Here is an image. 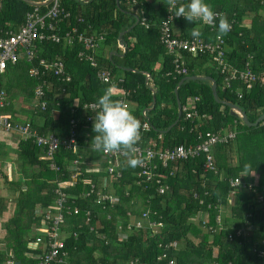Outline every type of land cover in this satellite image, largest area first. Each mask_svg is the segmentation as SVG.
<instances>
[{"label": "trees", "instance_id": "16d2710c", "mask_svg": "<svg viewBox=\"0 0 264 264\" xmlns=\"http://www.w3.org/2000/svg\"><path fill=\"white\" fill-rule=\"evenodd\" d=\"M28 1L39 2L40 10H45L44 0ZM260 1L205 0L212 5L214 11L223 13L228 21L235 19L231 31L222 36L228 64L240 69L246 55H251V69L255 73L264 70V1L262 4ZM189 2L190 0H182L180 4ZM59 4L70 14L69 21L60 26L61 30L75 25V19L80 17L95 32L105 33L103 44L112 43L116 47L114 55L98 57V62L100 67L109 72L112 79L122 78V83L118 86L131 92L130 111L140 121L145 120L148 123L149 130L141 135L140 142L153 141L157 144V137L160 136L161 146L172 148L176 145L193 144L198 132H216L219 129H233L236 132L232 142L216 146L212 150L218 175L203 172L201 156L177 161L171 164L174 174L167 178L168 190L162 195L155 192L153 183L148 184L145 189L136 186L135 168L127 167V164L121 166L120 179L114 183L118 196L116 206L101 211L91 199H80L75 202L79 214L65 217L62 228L66 232L64 245L69 256L67 263L93 264L98 261L100 264H157L156 258L161 251L158 244L175 241L176 250L167 252V258L174 259L175 264H259L251 250H264V244H259L264 238V215L261 213V206L264 208V119L254 127H247L221 102L237 106L245 114L247 121L253 122L264 112V85L253 84L249 90H245L241 83L232 82L229 88H224L222 77L206 54L193 56L181 53L185 72L175 75L172 56L166 54L158 41L157 25L164 17V0L144 2L145 13L150 22L152 21L150 28L146 30L135 24V17L129 11L125 0H59ZM31 8L32 5L23 0H0V36L6 31L15 32L23 23L24 14ZM174 25L178 29V35H175L183 38L191 36L193 28L200 29V38L204 41H212L214 35L219 34L217 28L209 31L201 22L189 23L184 18L176 20ZM78 28L82 29V26ZM118 42L122 49L118 48ZM77 50L76 45L66 47L46 42L39 44L37 58L61 59L64 70L70 77L69 83L61 85L63 93L53 87L47 94V105L43 111L25 112L30 125L43 134L65 136L73 100L79 103L96 102L108 87L96 81L93 69L76 60ZM32 65L34 63L18 61L13 67L8 66L1 75L8 81L2 82L0 77V89L7 96V104L17 96L25 100L32 98L35 83L26 76V70ZM167 73L169 75L166 76ZM190 76L212 79L218 102L212 98L209 81L186 80L177 86L182 78ZM236 92L240 94V98L236 97ZM175 95L180 105L187 98L196 97L197 112L208 116L209 120L202 121L198 127L195 122L184 121L181 113L176 121ZM9 111V106H5L0 109V115ZM141 111H145L144 118L140 115ZM75 118L78 120L77 133L81 135L78 143L82 146L80 149L85 150L80 152L81 156L89 163L97 158L101 162V157L85 148L83 142L87 140L89 145L95 133L92 128L84 127L80 110ZM36 121L40 124L37 125ZM40 155L41 149L28 142H17L15 150L0 143V166L4 161L11 162L10 170L13 173L11 182H6L4 176L1 183L12 194H16L10 218L0 225L4 232L0 264L5 261L8 252L12 253L19 264H35L34 260L25 256L28 252L26 245L33 240V228L37 224V220L33 218V210L36 206L52 205V191L55 186L53 182L56 178L48 170L47 164L39 160ZM72 157L69 153L59 151L57 163L67 162ZM245 165L250 167L246 168ZM250 174L258 177L254 192L238 189L233 205H228L227 179L239 176L247 183L252 180ZM102 175L99 174L100 177ZM84 177L93 178L87 174ZM97 179V176L93 178L94 181ZM85 188V185L78 184L70 192H81ZM192 193L200 196L203 205H198L192 199ZM259 194L263 196L261 206L255 203ZM206 204L220 207L222 229L213 234L200 221H192L197 212L206 211ZM6 206L7 198L0 196V215L6 210ZM225 209H229L228 215L224 214ZM85 210L91 211L102 223L103 228L97 232L104 236V241L90 232L88 225H84ZM145 210L153 213L150 220L160 222L163 228L155 234L147 228L140 232H124L129 216H137ZM215 214V210H207V226H215ZM106 215L110 217L107 221ZM117 223L122 226L120 232L126 235L120 241L116 240ZM244 224L252 229L243 238L234 237L236 230L245 228ZM72 232L76 233V238H73ZM227 234L232 235L230 240L227 239Z\"/></svg>", "mask_w": 264, "mask_h": 264}, {"label": "built area", "instance_id": "2783aa9c", "mask_svg": "<svg viewBox=\"0 0 264 264\" xmlns=\"http://www.w3.org/2000/svg\"><path fill=\"white\" fill-rule=\"evenodd\" d=\"M46 1L48 2L45 3ZM125 1L128 4L129 11L135 17V22L143 29H149L152 21L150 22L143 8L146 0ZM181 1L175 0L177 7ZM263 1L261 0L260 4ZM43 3L46 4L44 11L40 10L39 5H32V8L24 14L23 23L15 32L6 31V33L0 36V76L4 74L8 66L13 67L18 61L34 63V65L27 69L28 78H31L35 82L30 109L43 111L47 105V94L51 92L53 87L54 90L63 93L64 89L61 85L69 83L70 77L64 70L61 59L54 58L47 60L45 58H37L39 44L46 42L66 47L76 45L78 47L75 54L76 60L94 70V77L98 83L107 85L108 87L115 85L113 88L114 98L120 99L130 110L129 98L131 97V92L118 86L122 83V78L112 79L109 72L100 67L98 62L97 51L104 42L105 33L95 32L91 25L84 24L80 17L75 19V25L61 30L60 26L65 25L64 23L69 21L70 14L60 6L59 0H44ZM35 4L40 3L36 2ZM164 11V17L157 25L158 41L166 54L172 56L173 73L175 75H181L185 72L183 61L180 58L181 53L185 52L193 56L206 54L211 62L215 64V69L222 77L224 88H229L232 82L241 83L245 90H249L253 84L264 85V70L258 73L252 71L251 55H246L242 68L231 67L225 59L226 45L221 35L215 34L212 41H204L201 38L194 39L192 36L185 38L177 36L173 32V26L176 20L183 17L176 18L174 16L175 8L168 4V0H164ZM229 23L232 29L235 19H232ZM201 24L204 25L203 23ZM79 26H82V29H79ZM207 27L209 31L215 29V27ZM117 46L122 49V46ZM145 76L148 77V75ZM236 97L240 98L238 92H236ZM6 101L5 92L0 90V109L6 106ZM197 101L196 97L187 98L185 103L180 105V113L183 114L184 121L195 122L199 127L201 122L209 120V117L197 112ZM79 110L83 117L84 127L92 128L93 117L96 114V102L79 103L77 100H73L69 110L71 118L67 123L66 135L63 137L51 133L43 134L33 128L29 122L16 124L10 122L8 116L0 115V127L2 131L5 134H15L18 139L17 142H28L41 149L39 160L44 161L47 164L48 170L56 176L53 182L55 186L52 191L54 197L52 205L47 207L36 206L33 210V218L37 220V224L33 228V240L26 245L28 252L25 253V256L34 260L35 264H68L69 256L64 245L66 232L62 227L66 216H77L79 214V209L75 205L76 201L91 199L93 204L101 211L112 209L118 203L114 183L120 179L121 166L126 164V159L119 153L104 154L95 152L90 147V144L88 145L87 140H83L85 148L99 155L102 161L100 162L97 158V160L89 163L83 159L80 152L85 150L80 149L82 146H79L78 143L81 135L77 133L78 120L75 118ZM140 115L144 118L145 111H141ZM236 116L240 119L239 114H236ZM141 124L142 135L149 130V125L145 120H141ZM235 134L236 132L233 129H219L216 132H198L193 144L186 146L176 145L172 148H163L160 136L157 137V144L153 141L143 143L139 141L136 145V154L145 163L135 168V185L142 186L145 189L148 184L153 183L155 185V192L158 195H162L168 190L166 184L167 178L174 174V168H172L171 164L199 156L203 158V172L218 175L212 150L216 146H224L232 142ZM59 151L69 153L73 157L67 162L62 161L58 164L56 157ZM8 170L10 169L8 168ZM84 174L92 175L93 178L97 176L98 179L94 181L93 178H85ZM99 174L103 175L100 177ZM249 176L252 180L247 183L242 181L239 176L227 179L229 188L227 203H231V201L234 203L235 194L238 189L254 192L258 185V177L254 174H250ZM5 177H8V172ZM78 184L85 185V190L70 192ZM262 190L264 192V184ZM192 199L196 200L198 205H203V200L198 194L192 193ZM255 203L259 206L263 204V196L261 194L256 196ZM205 208L206 211L197 212L192 221H200L202 225L206 226V230L210 234L216 233L222 229L220 225V207L206 204ZM207 210L216 211L214 216L215 226L213 227L207 226ZM261 213L264 215V208L262 206ZM151 215L153 213L145 210L137 216H129V221L124 227V232H140L147 228L153 234L157 233L163 226L160 222L150 220ZM96 217L91 211L85 210L83 213V223L84 225H88V230L99 240L104 241V236L99 235L97 232V230L103 227L100 220ZM247 217L249 216L247 215ZM92 218H94L93 225H91ZM106 220H109L108 215H106ZM244 226L245 228H240L234 232V237L243 238L246 231L252 229L249 225L244 224ZM121 228L120 223H117V241L123 240L126 237L125 233L120 232ZM71 235L73 238H76L75 232H72ZM231 238L232 235L227 234V239L230 240ZM259 244H264V238L259 241ZM158 247L161 251L156 258L157 264H160V262L175 264L174 259L167 258V252L176 250L177 243L175 241H164L160 242ZM251 252L259 264H264L263 249L252 248ZM3 264L19 263L14 260L12 253L8 252ZM93 264L100 263L96 261ZM128 264L136 263L129 262Z\"/></svg>", "mask_w": 264, "mask_h": 264}, {"label": "clouds", "instance_id": "9594fccd", "mask_svg": "<svg viewBox=\"0 0 264 264\" xmlns=\"http://www.w3.org/2000/svg\"><path fill=\"white\" fill-rule=\"evenodd\" d=\"M168 4L175 8L176 18L183 17L189 23L201 22L215 27L221 36L227 35L231 30L227 17L214 11L212 5L205 0H190L189 3H181L178 7L175 0H168ZM190 35L198 39L202 32L199 28H193ZM114 87L115 85H110L105 88L96 101V114L92 125L95 136L90 142V147L98 153H119L125 157L127 167L136 168L145 163L136 154V145L141 140L142 124L125 103L114 98Z\"/></svg>", "mask_w": 264, "mask_h": 264}, {"label": "crops", "instance_id": "0c3cea01", "mask_svg": "<svg viewBox=\"0 0 264 264\" xmlns=\"http://www.w3.org/2000/svg\"><path fill=\"white\" fill-rule=\"evenodd\" d=\"M244 24H247V23H244ZM173 32L178 35V29L176 28V25L173 26ZM99 50H100V47L97 51V56L99 58H106L105 56L101 57L99 55V53H98ZM110 54L111 53L107 54V57ZM26 74H27V70H26ZM0 90H2V89H0ZM6 99H7V96H6ZM30 104H31V99L25 100V99L17 96L11 103L6 104V106H9L10 111L7 112V114H5V116H8L10 118L9 121L12 123L22 124L24 122H28L26 120V113L25 112H27V113L30 112V110H31ZM36 124L37 125L40 124L39 121H36ZM17 140L18 139H17V136L15 134H5L0 127V143H3L5 146L15 150L16 146H17ZM10 157H13V156L10 155ZM11 165H12L11 162L4 161L3 164L0 166L1 170L3 172V174L1 173L2 177L0 176L1 182L4 181V179L6 178V177L5 178H3V177L7 175V172H8V177L5 180H7L6 182H11L12 177H13V173H11V170H8V168L11 169ZM1 170H0V172H1ZM15 174L16 173H14V175ZM1 182H0V196L7 198V206H6V210L3 213H1V215H0V225L2 222H5L7 219L10 218L12 211H13V208H14L13 200L16 196V194H12V192L5 185H3ZM3 235H4V232L0 227V248H2L3 244H4Z\"/></svg>", "mask_w": 264, "mask_h": 264}, {"label": "water", "instance_id": "95a60500", "mask_svg": "<svg viewBox=\"0 0 264 264\" xmlns=\"http://www.w3.org/2000/svg\"><path fill=\"white\" fill-rule=\"evenodd\" d=\"M23 1L28 3V4H30V5H39V4H35V3H32V2H29L28 0H23ZM47 2L48 1H46L45 3H47ZM135 24H136V22H135ZM120 36H121V34L118 36V38ZM118 45L121 46V43L118 42ZM195 79H201V80L209 81L210 82V91H211L212 98H213V100L215 102H218L217 98H216V93H215V84H214L213 80L210 79L209 77H196V76L184 77L178 82L177 86H179L183 81L195 80ZM175 93H176V88L174 89V94ZM175 101H176V111H177L176 121H177L179 119L181 113H180V104L178 102V99H177L176 95H175ZM221 103L226 105L230 109L232 115L239 114L241 123L243 125L247 126V127H254V126H256L259 122H261L264 119V112H263L253 122H248L245 114L243 112H241L240 109L237 106H235L233 104L225 103V102H221ZM175 122L171 126H169V128L172 127L175 124Z\"/></svg>", "mask_w": 264, "mask_h": 264}, {"label": "rangeland", "instance_id": "374dc122", "mask_svg": "<svg viewBox=\"0 0 264 264\" xmlns=\"http://www.w3.org/2000/svg\"><path fill=\"white\" fill-rule=\"evenodd\" d=\"M99 55L101 56V57H106L107 56V54H109V53H111V54H115L116 53V47L114 46V44H101L100 45V50H99ZM26 76H27V74H26ZM1 77V81L2 82H6L7 80H6V78L5 77H2V76H0ZM28 79H30L31 81H33L31 78H28ZM12 80H14V78H12ZM8 82V81H7ZM6 82V83H7ZM34 82V81H33ZM5 83V84H6ZM132 107V106H131ZM4 170V169H3ZM1 173L3 174V172H2V170H1ZM1 182V181H0ZM231 203H233L232 201H231ZM231 203H227L228 205H233V204H231ZM223 210V209H222ZM229 209H225L224 210V214H227L228 215V213H229V211H228ZM110 218V217H109ZM105 220H106V217H105ZM107 221V220H106ZM196 221V220H195ZM101 225H102V223H101ZM102 227H103V225H102ZM250 231V230H249ZM248 231H246V233H247Z\"/></svg>", "mask_w": 264, "mask_h": 264}]
</instances>
